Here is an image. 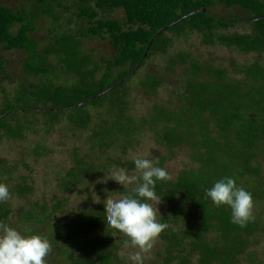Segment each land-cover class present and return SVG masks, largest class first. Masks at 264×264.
<instances>
[{
  "label": "trees",
  "instance_id": "16d2710c",
  "mask_svg": "<svg viewBox=\"0 0 264 264\" xmlns=\"http://www.w3.org/2000/svg\"><path fill=\"white\" fill-rule=\"evenodd\" d=\"M30 1L17 9L0 4V45L6 51L27 52L29 59L22 61L25 72L41 77L40 82L22 81L12 95L1 86L10 72L0 58V140L28 139L25 130H35L39 114H44L49 131L70 108L75 110L68 117L70 130L90 136L74 146L69 164L54 167L64 197L36 199L38 168L0 155V183L25 205L17 209L7 200L0 202V222L12 227L26 224L30 234L46 236L56 248L57 260L65 256L66 264H130L121 255L130 240L108 228L103 199L110 192L113 198L129 194L136 183L125 189L115 180H105L113 170H136L133 160L117 158L114 152L129 154L149 131L165 151L156 152V166L165 168L180 147L190 150L191 160L176 179L157 182L155 191L163 206L157 219L167 227L158 235L164 241L160 259L149 264H264V252L258 249L264 239V0ZM221 5L240 12L224 17L218 12ZM117 10L124 16L112 17ZM67 13L69 18L64 17ZM42 19L51 26L45 48L32 36ZM193 35L208 50L229 48L238 55L254 54L255 59L237 63L234 71L200 61L184 46ZM89 37L110 42L114 54L98 61L94 50L87 51L84 39ZM160 52H167L166 70L147 71L139 82L157 98L137 116L130 83L147 59L154 61ZM65 66L71 69L61 70ZM180 67L176 76L184 91L159 96L176 74L171 72ZM51 70L61 75L48 78ZM62 75L76 80L59 83ZM38 102L42 106L35 108ZM25 112L32 113L21 115ZM40 141L31 155L53 151L46 140ZM19 166L31 173L19 174ZM225 176L252 193V219L244 227L231 222L228 206L217 207L205 196V189ZM79 189L87 203L68 222V200ZM57 214L66 220L59 222ZM46 264L56 263L50 259Z\"/></svg>",
  "mask_w": 264,
  "mask_h": 264
},
{
  "label": "rangeland",
  "instance_id": "374dc122",
  "mask_svg": "<svg viewBox=\"0 0 264 264\" xmlns=\"http://www.w3.org/2000/svg\"><path fill=\"white\" fill-rule=\"evenodd\" d=\"M30 0H0V3L7 4L9 6H22V5H30ZM218 12L224 16V17H231L235 13H239L235 8H230L225 5H221L218 7ZM124 16V12L117 10L112 13V17L119 18ZM242 17H246V14H242ZM50 25L44 26V22L38 23L39 31L34 34V36L40 40L41 47L45 48L48 44L47 38L49 36L48 29L50 28ZM19 28V25L16 24L14 26V31H17ZM241 31L245 29V27H241ZM190 41H185L184 46H187V49L192 52V56L197 58L200 61H206L208 63H212L214 65L223 64L224 66H227L231 71H234V66L237 63H244L246 61L254 60V54L252 55H238L237 52L231 51L229 48H221V49H213L208 50L207 48H204L200 46L199 41L201 39H197L196 35H193L190 37ZM86 43L87 50H91L95 52L96 56L95 58L98 61H101L103 57H110L114 54L115 50H113V46L108 41H100L98 39L96 40H90L88 38L84 39ZM157 57V56H156ZM0 58L2 61L6 62V70H9L10 75L4 76V79L1 81V86L6 85L8 88V91L13 95L14 90L18 87H20L22 81H26V83L29 82H40L41 77L34 74H27L24 70L23 63L25 59L27 60L29 57L26 53L23 51H6L0 46ZM166 57L164 58H156L154 61L150 60V63H145V68L141 69L137 72V74L133 75L132 81L130 83V86L132 87V91L135 93V103L133 105V113L137 116L143 110L146 109L147 105L152 103L157 96L150 95L146 93V91L139 86L140 80L144 77L145 73L147 71H153V72H162L166 70ZM51 62L54 61V58L51 56L50 59ZM55 62V61H54ZM76 63V62H72ZM71 69L70 66H65L61 70H65L68 72ZM51 73H48V78H55L56 75L59 72L57 70L50 71ZM176 74L174 75V73ZM179 72H182V67H180L178 70L171 72L173 76L171 81H167L165 88L161 89L159 96L162 97H168V94L171 91H174L178 87L177 82V74ZM74 76V75H73ZM180 76H178L179 78ZM76 80V76L71 79L68 75L66 77L62 75L59 78V83L63 82H72ZM137 88V89H135ZM2 93L0 92V105L3 100L1 98ZM42 102H38L35 104V108H40ZM80 104V103H79ZM76 104H74L73 107H75ZM22 107V105H21ZM16 111H20L17 109ZM93 111V110H92ZM67 113L65 116H62V120L56 124V126L53 129H50L47 131L45 129L47 127L46 123L44 122V119H46L43 115L39 114L37 115L39 121L38 126H35V130H25V133L27 132V135H29L28 139L26 140H20V139H8V138H2L0 140V155H7L10 162H20L22 163V160L30 161L31 164H34L36 168H38L36 175L39 176V178L36 180L38 182V186H36V199H44L46 197H49L53 194H56L58 197H61L64 195L60 192V183L58 180L55 179V171L54 167L59 164L60 162L64 164H69L70 161V153L74 146H81V143H84L86 141V137L90 136L89 132H86L83 134L82 130H70L68 117L73 112H75L74 108H70L66 111ZM32 112H25L21 115L30 114ZM24 124L28 125L26 122ZM42 139L46 140L47 145L53 150L49 155L44 156H36L31 155V151L35 147V143L39 140L42 141ZM40 141V142H41ZM156 152H162L164 153V149L161 146L157 145L156 140L153 137L152 132L146 131L144 136L141 139V144L136 145L134 148L131 149L129 154H122L120 152H114V156L119 158L123 157V160H134V158L140 157V158H147L155 162L157 164L159 157H157ZM190 150L186 147H180L173 155L172 158L169 160H166L165 162V168L168 170V173L171 176V179H176V177L179 175L180 170H183L187 165L190 164ZM24 162V161H23ZM33 165V166H34ZM264 170V167H263ZM118 170H113L111 172V175ZM127 171V170H126ZM27 169H24L23 166H19V174L22 173L23 175L27 173ZM31 172L29 171L28 174ZM58 173V172H56ZM129 176L136 177V181L134 183L137 184V181L139 180L140 173L136 170L133 171H127ZM119 187H122L120 183L117 181L115 182ZM130 186L132 184H129ZM128 185V186H129ZM124 187V186H123ZM122 195V194H120ZM119 195V196H120ZM86 196H84V193L79 190H75L72 192L71 196L68 200V207L69 209V216L67 217L68 222L74 220L75 213L77 210L82 207L84 204H86ZM9 201L12 208L17 209H23L22 201L18 199H15V195L11 194L9 195V198L7 199ZM83 201V202H82ZM154 209L157 212V217L159 216V213L163 210V206L161 202L156 199L154 201L149 202ZM95 204V203H94ZM56 219L59 222L65 221L66 217L57 214ZM12 220L15 221L16 217H12ZM56 228L58 225H55ZM15 228L21 230L22 232L25 231V228L27 229L28 225L24 224H16L14 225ZM46 231H49V229H45ZM50 235V234H49ZM163 242L158 238V236L152 241V247L147 250L146 252H140V250L137 247H133L130 244H125L124 249L121 250V255L128 258L130 261V264H133L132 257L137 254V252H140V255L143 259V264H149L152 261L159 258V252L162 253L163 251ZM258 249L261 252H264V239L262 238L261 242L258 244ZM56 254V248L52 247L50 252L48 253L46 257V262H48L50 259H53L56 264H66L67 257L59 258L60 261L57 260L55 257ZM247 264V263H245Z\"/></svg>",
  "mask_w": 264,
  "mask_h": 264
},
{
  "label": "clouds",
  "instance_id": "9594fccd",
  "mask_svg": "<svg viewBox=\"0 0 264 264\" xmlns=\"http://www.w3.org/2000/svg\"><path fill=\"white\" fill-rule=\"evenodd\" d=\"M133 163L136 171L141 174L140 182L129 194L113 198L110 192L103 199L106 205L105 218L109 229L123 233L133 247L146 252L152 247V241L167 227L157 219V212L148 201L157 199V182L170 180L171 176L165 168L156 166L150 159L137 157ZM136 179L129 176L125 169H119L105 181L115 180L127 189ZM9 195L8 185L0 183V202L6 201ZM205 196L217 207L228 206L233 224L244 227L252 219V193L238 186L233 177L225 176L215 181L210 188L205 189ZM50 250L51 244L46 236L30 234L27 230L22 232L0 222V264H46ZM140 252L131 258L133 264H143Z\"/></svg>",
  "mask_w": 264,
  "mask_h": 264
},
{
  "label": "flooded vegetation",
  "instance_id": "af4514ba",
  "mask_svg": "<svg viewBox=\"0 0 264 264\" xmlns=\"http://www.w3.org/2000/svg\"><path fill=\"white\" fill-rule=\"evenodd\" d=\"M0 4H2V3H0ZM4 5H6V6H9V5H7V4H4ZM9 7H12V8H16L17 9V7L16 6H9ZM202 10V9H201ZM64 17L65 18H69L70 17V14H64ZM263 18H264V15L262 16ZM72 18H74V19H78L77 18V16H74V15H72ZM255 19H258V18H255ZM255 19H253V20H255ZM40 22H44V26H47L48 25V23H50L49 22V20L48 19H42V20H40ZM39 31V28L36 30V31H34V32H32V36H34V34L35 33H37ZM186 33L187 32H185L184 34L186 35ZM181 35H183V34H181ZM35 37V36H34ZM88 39H90V37L88 38ZM90 40H93V37L90 39ZM1 46V45H0ZM2 47V46H1ZM19 51H21V50H19ZM87 51H89V50H87ZM91 51V50H90ZM24 53H26L27 54V56H28V53L27 52H25V51H23ZM93 53V52H92ZM168 53H169V55H170V53L171 54H173V51H171L170 49H168ZM166 54H167V52H166ZM165 54V52H160L158 55H157V57L158 58H164V57H166L167 55ZM96 56V54H95V52H94V57ZM29 59V58H28ZM27 59V60H28ZM147 63H150V60L149 59H147V61H146ZM145 66H146V64L144 65V67L143 68H145ZM235 67V66H234ZM179 81V80H178ZM183 82L182 81H179V83H178V87L174 90L175 91V93L176 94H180L181 92H183L184 91V89H183Z\"/></svg>",
  "mask_w": 264,
  "mask_h": 264
},
{
  "label": "water",
  "instance_id": "95a60500",
  "mask_svg": "<svg viewBox=\"0 0 264 264\" xmlns=\"http://www.w3.org/2000/svg\"><path fill=\"white\" fill-rule=\"evenodd\" d=\"M202 10H205V9H202ZM121 82H118V83H116V84H114V85H112L111 87H109L108 89H105L104 91H102L101 93H99L96 97H101V96H103V95H105V94H107L109 91H111V90H113L117 85H119ZM95 97H92L91 99H89V100H93ZM88 100V101H89ZM83 103H81V105H82Z\"/></svg>",
  "mask_w": 264,
  "mask_h": 264
}]
</instances>
